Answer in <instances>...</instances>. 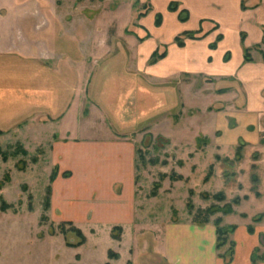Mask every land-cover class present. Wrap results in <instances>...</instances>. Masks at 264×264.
<instances>
[{
	"label": "rangeland",
	"instance_id": "374dc122",
	"mask_svg": "<svg viewBox=\"0 0 264 264\" xmlns=\"http://www.w3.org/2000/svg\"><path fill=\"white\" fill-rule=\"evenodd\" d=\"M261 3L241 0L230 70L180 65L224 35L204 14L229 21L201 0H0V264H166L161 230L178 222L214 226L225 262L254 235L264 264ZM113 141L132 165L124 227L78 212L85 165Z\"/></svg>",
	"mask_w": 264,
	"mask_h": 264
},
{
	"label": "crops",
	"instance_id": "0c3cea01",
	"mask_svg": "<svg viewBox=\"0 0 264 264\" xmlns=\"http://www.w3.org/2000/svg\"><path fill=\"white\" fill-rule=\"evenodd\" d=\"M201 1L210 7L223 11L228 15L229 21L227 23H222L218 19L204 14L201 18L206 19V21L212 20L221 25L224 35L221 41L217 42L215 49H209V44L211 42L208 43V46L206 45L207 41H205L206 43L202 42V45H200L199 48L201 49L204 46L207 47L208 53H198L199 57L193 62H190L189 57H186L185 63L180 65H191V63H193L194 67L199 64L204 65V67L218 65L219 67H223V69L227 68L231 70V66H238L241 60L240 38L238 37L236 30L240 24L236 16L237 12L242 14L245 11L244 9H241V0ZM262 3L260 5L261 9H263L262 6H264V0H262ZM186 6L190 10L189 6ZM260 23L261 22L255 23V25L258 26ZM262 24H264V21ZM261 26L262 25H260V28ZM229 35L232 36V44L237 47V50L231 49L229 47L230 44L226 43L225 40ZM263 35V31H259V34L254 36L253 39L262 38ZM209 40H212L211 36L209 37ZM225 50H230L232 54L228 64H224L219 61L221 60V55L225 52ZM203 56H212L213 62L205 61ZM178 64L179 63L174 65L178 66ZM194 70L196 69L194 68ZM197 70L203 71L202 69ZM111 144L113 151V153L109 155L111 158H103L97 162L96 166L92 163H90V165H88V163L85 165V168L90 169V179H88V181L85 179L80 181L81 184H83V195L80 196L85 197V199L83 198V201L85 200L87 203H77L79 204L78 212H80V215H78L79 217H83L82 214H85L84 209H86L90 212L89 222L91 223H105L110 227L114 225L115 227H124L134 220L133 216L135 207L133 202V193H131L132 180L130 176L132 165L128 160V157L127 159H123L119 153L117 154L114 152L115 149L123 146V144L116 141H113ZM116 182H119L122 186V190L119 193H116L112 187ZM125 182L127 188L124 187ZM87 184H90V186L87 187ZM76 221L80 220L76 219ZM213 228L214 226L211 224L198 225L196 223L179 222L165 224L161 230V254L163 260L166 264H250L251 254L257 243L254 235L246 233L248 237L245 235L246 237L244 236V239L240 242L237 243V241H235L233 258L230 262H225L217 256L215 231ZM136 229L140 231V228ZM244 229H246V227H244L243 230ZM249 236H253L251 245H247L248 241H250L248 238H251ZM243 244L247 246H245V249L240 250L243 247ZM238 245L239 247L236 249Z\"/></svg>",
	"mask_w": 264,
	"mask_h": 264
},
{
	"label": "trees",
	"instance_id": "16d2710c",
	"mask_svg": "<svg viewBox=\"0 0 264 264\" xmlns=\"http://www.w3.org/2000/svg\"><path fill=\"white\" fill-rule=\"evenodd\" d=\"M217 222H220V220L218 219V221H216V223H217ZM230 228H231V227H230ZM73 230H74V232L80 237V242L77 243V244L82 243V238H83V234H82V232H80V230H78V229H73ZM218 231H220L221 233H223L222 231H224V229L218 227ZM81 234H82V235H81ZM108 255H109V254H108ZM111 255H112V253H111ZM221 256H222V255H220V257H221ZM109 257L111 258L110 255H109ZM250 260H251V263H250V264H258V261H256L254 257L251 256ZM229 262H230V261H229Z\"/></svg>",
	"mask_w": 264,
	"mask_h": 264
}]
</instances>
